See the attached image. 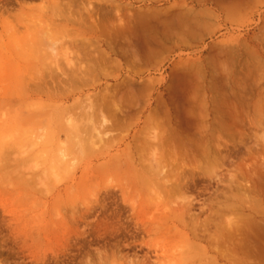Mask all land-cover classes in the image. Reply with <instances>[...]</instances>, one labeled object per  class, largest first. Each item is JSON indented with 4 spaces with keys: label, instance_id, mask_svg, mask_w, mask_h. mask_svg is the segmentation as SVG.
<instances>
[{
    "label": "rangeland",
    "instance_id": "1",
    "mask_svg": "<svg viewBox=\"0 0 264 264\" xmlns=\"http://www.w3.org/2000/svg\"><path fill=\"white\" fill-rule=\"evenodd\" d=\"M72 2L73 9L80 10V14L74 13L77 18L81 12L86 14L87 5L102 12L111 3H121L126 6V14L120 20L122 25L135 23L137 27L133 29L138 33L129 30L132 36L126 33L124 41L129 42L126 40L124 45L119 37L114 39L113 35L111 41L99 32L90 34L85 30L86 25L79 28L65 21L66 13L53 0H0L3 10L0 14V264H130L129 259H144L150 264H239L244 250L232 248L227 236L226 242L221 240L217 222L224 217L227 228V218L251 216L264 221V211L259 212L255 202L251 203L254 197L255 201L260 197L255 180L264 176V107L254 106L261 98L260 93L264 97V0ZM6 8L9 13L4 12ZM144 9L146 18L142 15ZM158 10L165 14L156 13ZM148 11L150 15L146 14ZM18 13L22 15L20 19ZM114 17L112 14L116 21L112 25L118 28L121 22ZM158 18L163 21L158 23ZM153 20H157L156 26ZM137 28H142L141 32ZM88 38L90 42L85 47L76 46ZM115 40L118 41L114 44ZM110 41L112 47L108 45ZM128 46L143 50L155 47L150 52L159 48L162 51H154L155 60H138L141 66L136 68L125 63L122 56V50ZM99 49L110 55L112 63L106 71L97 74L78 67L90 61L84 56L85 50L88 54ZM179 56L197 57L196 62L187 64L189 70L185 76L173 75L171 71L173 58ZM10 57L16 58L15 61ZM10 64L14 69L26 66L33 75L27 76L25 82L19 76H9L5 67L10 68ZM36 68L39 73L34 72ZM198 70L204 75L199 79L194 73ZM41 71L45 73L48 94L36 82ZM141 80L146 82L142 84ZM124 83L137 90L138 97L146 84L149 87L144 88L142 97H145L138 98V104L125 106L124 112L134 115L128 123L105 124L99 113V98L108 89L112 91L114 86ZM159 95L165 101L171 100L167 106L171 123L164 121V126H177L178 122L187 128L197 126L190 130L198 135L199 126H218L221 113L229 114L224 118L227 126L244 129L234 136L217 131L221 144L226 145L222 151L228 158L219 168L202 165L200 170L195 168L186 173L188 188L182 191L172 190L170 182L166 183L171 174L162 149L163 126L146 123ZM227 98L240 100L236 107L243 105L242 112L240 108L230 110L228 103L227 112L218 108V102ZM135 104L138 108L133 107ZM166 108H161L162 115ZM240 183L248 187L249 198L244 199V189L237 187ZM189 201V213L180 212L171 217V212L183 209ZM233 201L231 207L223 206ZM139 207L143 209L140 215L136 213ZM206 219L209 220L206 233H201L202 226L198 227V236L189 233L195 221L201 225ZM101 220L109 221L103 226ZM153 227L155 231H147ZM262 243H258V249L264 247Z\"/></svg>",
    "mask_w": 264,
    "mask_h": 264
},
{
    "label": "bare ground",
    "instance_id": "2",
    "mask_svg": "<svg viewBox=\"0 0 264 264\" xmlns=\"http://www.w3.org/2000/svg\"><path fill=\"white\" fill-rule=\"evenodd\" d=\"M53 3H55V5L56 6H58L59 8H61L62 10H63V12H64V14H65V21H70V22H72V23H75L76 25H78V27L79 28H82L81 26H83V25H86L87 26V29L85 28V27H83V29L85 28V30H89L90 31V34H99V33H101V34H99L100 36L101 35H104L106 38H109L111 41H113L112 40V38H113V35L115 36L114 37V39L116 38H120V40H121V44H122V42H124V45L126 44L125 43V41L127 40L128 42H129V40L128 39H125V41H124V36L125 37H127L128 35H126V33L127 34H129V30H132L133 29V27H137L136 25H135V23L133 24V26H127L129 23H127V25L126 26H123L122 24H123V22H121L120 20L122 19V14L126 11L125 9H126V6L125 5H122L121 3H119V4H115V3H111L110 4V8H106L107 10L106 11H100V12H98V11H96V10H94L93 8H90V6L89 5H87V6H85V9H84V12L86 13L85 15L84 14H82V12H81V16H80V18H77L75 15H74V13H78V14H80V10L79 9H73V2H72V0H69V1H67V2H65V0H53ZM125 4V3H124ZM109 5V4H108ZM130 5V7H131V4H129ZM129 5H127V8H128V6ZM79 6V5H78ZM115 6V7H114ZM1 7V6H0ZM109 7V6H108ZM176 7V6H175ZM171 8V7H170ZM169 8V9H170ZM172 8H173V6H172ZM178 8V7H177ZM3 9H4V7H3ZM173 9H176V8H173ZM172 9V10H173ZM181 9V8H180ZM8 8H6L5 9V11L4 12H7V13H9L8 12ZM171 10V9H170ZM3 11V10H2ZM1 10H0V14H3V12H2ZM112 11H114V12H112ZM137 11V10H136ZM142 11V10H141ZM141 11H138V13L139 12H141ZM144 11L146 12V9H144L143 10V13H142V15L144 14L145 15V13H144ZM174 11V10H173ZM133 13H134V10L132 11ZM152 12H154V10L152 11ZM157 12H159V10L158 11H156V13ZM168 12V10L166 11V13ZM171 12V11H170ZM183 12V11H182ZM21 13V12H20ZM136 13V12H135ZM155 13V12H154ZM159 13H161V11L159 12ZM158 13V14H159ZM164 13V12H163ZM112 14H115V17H118V19H119V21L121 22L120 24H121V26H119L118 28H116V26H113L112 24H114V22H116V21H114L113 19H112ZM124 14H126V13H124ZM137 14V13H136ZM146 14H151V11L149 12H147ZM153 14V13H152ZM162 14V13H161ZM161 14H159V15H161ZM165 14V13H164ZM164 14H162V15H164ZM185 14V13H184ZM75 17L74 19L72 18L73 16ZM139 15V14H138ZM157 15V14H156ZM173 15H174V13H173ZM22 16V15H21ZM21 16H19V13H18V19H20V17ZM154 16V15H153ZM166 16H169L168 14H166ZM179 16V15H178ZM183 16V15H182ZM114 17V18H115ZM125 17V16H124ZM127 17V16H126ZM147 17H148V15H147ZM152 17V16H151ZM159 17V16H158ZM161 17H163V16H161ZM165 17V16H164ZM170 17V16H169ZM187 17V16H186ZM72 18V19H71ZM135 18H136V15H135ZM143 18H146V15H145V17H143ZM148 18H150V16L148 17ZM153 18V17H152ZM151 18V19H152ZM157 18V16L155 17V19ZM127 19V18H126ZM129 19V18H128ZM132 19V18H131ZM154 19V18H153ZM163 19H165V18H163ZM137 20V19H136ZM136 20H134V22H137ZM145 21H147L148 19H144ZM143 20V21H144ZM158 20V23H161V18H160V21H159V18L157 19ZM157 20L156 21H154L153 20V23L155 24H158L157 23ZM173 19H169V20H167V21H172ZM181 20V19H180ZM189 20V19H188ZM23 21V20H22ZM142 21V22H143ZM163 21V20H162ZM166 21V22H167ZM174 21V20H173ZM142 22L140 21V24H142ZM22 23V22H21ZM126 23V22H125ZM133 23V22H132ZM138 23V22H137ZM144 23V22H143ZM145 23H147V22H145ZM151 23V22H150ZM150 23H148V24H150ZM152 23V24H153ZM83 24V25H82ZM119 24V25H120ZM148 24H146L147 25V27L149 28V26H148ZM151 24V26H153ZM156 24L154 25V26H156ZM110 25H112L111 27H110ZM115 25V24H114ZM130 25V24H129ZM135 25V26H134ZM162 26L163 25H165V23H163L162 22V24H161ZM169 25H171V24H169ZM168 25V26H169ZM172 27H173V24L171 25ZM113 27H114V29H113ZM126 27V28H125ZM132 27V28H131ZM141 27V26H140ZM142 27H144V24H143V26ZM166 27H167V24H166ZM116 28V29H115ZM131 28V29H130ZM145 28V27H144ZM168 28V27H167ZM174 28V27H173ZM136 29V28H135ZM135 29H133L132 31L134 32L133 34H135V32L137 31H135ZM138 29V28H137ZM141 30H142V28H140ZM140 29H138V31L140 30ZM151 29H154V31L156 30L155 28H151ZM158 29V28H157ZM166 29V28H165ZM115 30L116 31V33H114L113 31ZM141 30H140V32H141ZM144 30H146V28L144 29ZM143 30V33L145 32ZM131 31V32H132ZM83 32V31H82ZM99 32V33H98ZM151 32H153V30H151V31H149V33H151ZM157 32V33H156ZM156 32L154 33V34H158V31L156 30ZM136 33H138V32H136ZM147 33H148V31H147ZM160 33V32H159ZM165 33V32H164ZM78 34H80L79 32H78ZM145 34H146V32H145ZM161 34V33H160ZM81 35V34H80ZM96 35V36H97ZM129 35H131L132 36V34H129ZM170 35V34H169ZM91 36H93V37H96L95 35H91ZM99 36V37H100ZM152 36V35H151ZM76 37V36H75ZM98 37V36H97ZM152 37H156V36H152ZM101 38V37H100ZM129 38V37H128ZM145 38V37H144ZM153 38V39H154ZM161 38V37H160ZM98 39V38H97ZM103 39V38H102ZM108 39V40H109ZM162 39V38H161ZM102 41V40H101ZM111 41L109 42V46H111L112 47V44H111ZM116 41H118V40H115V42H114V44L115 43H117ZM148 41V40H147ZM88 42H90V38H88L87 40H81V42H80V44L78 45L77 43H76V46L77 47H85V45H87V43ZM146 42V41H145ZM156 42V41H155ZM119 43H120V41H119ZM147 43V42H146ZM157 43V42H156ZM93 44V43H92ZM128 44V43H127ZM131 44V43H130ZM129 44V45H130ZM148 44V43H147ZM151 43H149L148 45H150ZM161 44H162V42H161ZM121 47V46H120ZM165 47V46H164ZM170 47V46H169ZM101 48V47H100ZM118 48V51H119V49L121 50V48H119V47H117ZM149 49H150V47H148ZM155 48V47H154ZM154 48H151V49H154ZM167 48H168V46H167ZM166 48V49H167ZM105 49V48H104ZM150 49V50H151ZM158 49V48H157ZM160 49V48H159ZM158 49V50H159ZM150 50H143V48H141V47H136V46H128V47H125L122 51H123V57L126 59V61H125V63L127 62L128 64H131V65H135L136 66V68L138 67V65H139V63L138 62H140V61H138V60H140V59H142V58H145V60H147V59H150V58H152V56H153V54L155 55V53L156 52H158V50H154V51H156V52H154L153 50V53H152V51L150 52ZM165 49H163V51H164ZM116 51V50H115ZM162 50H159V52H161ZM88 52V50H85L84 51V56H88V58L90 59V61L89 62H87V64H85V65H81V66H78L80 69H82L83 68V70H86V71H89V72H93V71H95L97 74H98V72L100 73V72H104V71H106L107 70V67L108 66H110V63H112L111 62V60H110V58H109V52L108 51H106V50H102V49H99V50H96V52L95 53H88V54H86ZM122 53V52H121ZM114 54V53H113ZM159 54V53H158ZM23 55V54H22ZM25 55H29V54H24V56ZM121 55V54H120ZM148 55H150V56H148ZM162 55V54H161ZM10 56H13V55H10ZM14 56H15V54H14ZM82 57L83 55H80V54H78V57ZM156 56H157V54H156ZM159 56V55H158ZM13 61H15V59L16 58H14V57H10ZM70 58V57H69ZM115 58V57H114ZM152 59H154V58H152ZM157 59V58H156ZM18 60V59H17ZM31 60V59H30ZM115 60V59H114ZM144 60V61H145ZM155 60V59H154ZM153 60V61H154ZM121 61V60H120ZM150 61V60H149ZM3 62V61H2ZM19 62V61H18ZM44 62V61H43ZM117 62V61H116ZM151 62V61H150ZM13 63H15V62H13ZM12 63V64H13ZM20 63H21V61H20ZM26 63V62H25ZM138 63V64H137ZM12 64H10V65H12ZM33 64V63H32ZM38 64V63H37ZM142 64V63H141ZM144 64V63H143ZM15 66V65H14ZM17 66V65H16ZM115 66V65H114ZM123 66V65H122ZM126 66H127V64H126ZM139 66H141V65H139ZM255 66H257L256 64H255ZM22 67V66H21ZM112 67V66H111ZM133 66H131V68H132ZM183 67V66H182ZM182 67H180V68H182ZM186 67V66H185ZM35 68V67H34ZM116 68H118V67H116ZM120 68V67H119ZM5 72H6V74L7 75H9L10 76V74L12 75V77L14 76V77H16V76H19V79H22L23 78V80H24V82H25V79H26V77L27 76H30L31 74H32V71L29 69V68H27L26 66H23V68H19L18 66H17V69H14V67H13V65L12 66H10V68H8V69H6V67H5ZM120 70V69H119ZM251 70V69H250ZM249 70V71H250ZM35 73H39L40 71H39V68H36V70L34 71ZM42 72V75L40 74L39 76H37L38 77V80L36 81L37 82V84H38V86H39V88H42L41 89V91L43 92V93H45V94H48L49 92H48V85H47V80H46V78L44 77V75H45V73H43V71H41ZM201 72V71H200ZM244 72V71H243ZM248 72V71H247ZM246 72V73H247ZM254 72V71H253ZM194 73H198V72H194ZM252 73V72H251ZM116 74H118V73H116ZM248 74H250V73H248ZM33 75V74H32ZM118 76V75H117ZM196 76H197V74H196ZM251 76V75H250ZM255 76V75H254ZM126 77H128V76H126ZM262 77V76H261ZM7 78H9V77H7ZM28 78V77H27ZM129 78H130V76H129ZM127 79V78H126ZM125 79V80H126ZM132 79H133V77H132ZM155 79V78H154ZM199 79V78H198ZM124 80V79H123ZM128 80V79H127ZM126 80V81H127ZM134 80V79H133ZM148 80V79H147ZM152 80V79H151ZM122 81V80H121ZM125 81V82H126ZM129 81V83H130V80H128ZM128 81H127V83H128ZM136 81V80H135ZM135 81H132L133 83L135 82ZM142 81V80H141ZM144 82H146L145 80H143ZM142 81V84H144V82ZM238 81H240V80H238ZM258 81V83H259V80H257ZM11 82V81H10ZM27 82V81H26ZM39 82V83H38ZM87 82V81H86ZM117 82H120V81H117ZM148 83L147 84H149V82L150 81H147ZM154 82V81H153ZM231 82H233V81H231ZM155 83V82H154ZM153 83V84H154ZM228 83V82H227ZM230 83V82H229ZM238 83H240V82H238ZM132 84V83H131ZM146 84V85H147ZM18 85H19V82H18ZM145 85V87L146 88H148L149 87V85L151 86L152 84H149V85H147L146 86ZM212 85V84H211ZM217 85H218V83H217ZM110 86H111V84H110ZM110 86H109V88H110ZM137 86H139V85H137ZM154 86H155V84H154ZM153 86V87H154ZM14 87V86H13ZM115 87V88H114ZM113 87V89H112V91L111 90H109L108 89V91H106V92H104V93H102V95H101V98H99V103H98V106H99V113L101 114V116L100 117H102V119H103V121H104V123L105 124H108V125H111V124H118V125H121V126H123V125H125L126 123H128V121H130V118L132 119L133 117H134V115H133V113L132 112H128V113H125L124 111H126V110H124L125 109V106L127 105V104H131V103H137V101H138V98H144V97H142L143 95H144V91L146 90V89H144V88H142L141 89V92L139 93L140 94V96L141 97H138V96H136V93H137V90H134L132 87H130V85H127L126 83H124V84H122V85H120V86H114ZM117 87V88H116ZM214 87H216L215 85H214ZM235 87V86H234ZM260 87V86H259ZM10 88V87H9ZM213 88V87H212ZM258 88V87H257ZM264 88V87H263ZM3 89V88H2ZM154 89V88H153ZM215 89V88H214ZM233 89V88H232ZM140 90V89H139ZM150 90V89H149ZM229 90H230V88H229ZM7 91V90H6ZM258 91V90H257ZM2 92V91H1ZM15 92V91H14ZM102 92V91H101ZM227 92V91H226ZM262 92H263V90H262ZM51 93V92H50ZM227 93H229V91L227 92ZM4 94V93H3ZM231 94V93H230ZM100 95V94H99ZM220 95V94H219ZM223 95V94H222ZM227 95V94H226ZM260 95H261V98H259V100H258V102H256V104L254 105L255 107H257L256 109H259V108H261V107H264V97H262V94L260 93ZM5 96H7V95H5ZM60 96V95H59ZM160 97L158 98L159 99V101L158 100H156V101H158V103L155 105L156 107H155V109H154V111H150L149 110V113L151 112V114L150 115H148V117L146 118V123H151V122H157L158 124H160V125H162V124H165V122L164 121H167V120H170V118H169V116L168 115H170V112H168L167 110H169V108L167 107L168 105H170V103H171V100H168V101H165V99H163V98H161V95H159ZM228 96V95H227ZM226 96V97H227ZM233 96V95H232ZM240 96V95H239ZM2 97V96H1ZM7 97H9V95L7 96ZM7 97H5V98H7ZM37 97V96H36ZM219 97V96H218ZM225 97V96H224ZM229 97H230V95H229ZM254 97V96H253ZM60 98V97H59ZM97 98V97H96ZM240 98V97H239ZM12 99V98H11ZM55 99V98H54ZM148 98H146V100H147ZM161 99V100H160ZM224 99V98H223ZM7 100V99H6ZM57 100V99H56ZM217 100H218V98H217ZM227 100H230V101H227ZM227 100L226 101H223V102H221L220 100V102H218V108H221L222 110H224V109H226L227 108V106H226V103H228L229 105H230V107L231 108H229L230 110H232V109H234V108H240V107H242V106H239L238 105V107H236V105L238 104V102L240 103V100L239 101H237V99L235 100V99H233V98H231V99H228L227 98ZM256 100H257V98H256ZM3 101H5V100H3ZM12 101V100H11ZM23 101V100H22ZM148 101H149V99H148ZM147 101V102H148ZM163 101V102H162ZM7 102V101H6ZM13 102V101H12ZM25 102V101H24ZM57 102V101H56ZM164 102H165V104H164ZM58 103V102H57ZM93 103V102H92ZM138 104V103H137ZM137 104H135V106L133 105V107L135 108L136 106H137V108H138V105ZM92 105V104H91ZM68 106V105H67ZM94 106V105H93ZM225 106H226V108H225ZM130 107V106H129ZM128 107V108H129ZM132 107V108H133ZM145 107V106H144ZM143 107V108H144ZM152 107H154V106H152ZM168 109H167V108ZM244 107V106H243ZM61 108V107H60ZM149 108V107H148ZM161 108H166L165 110H164V112H165V114L164 115H162L163 114V111L161 110ZM127 109V108H126ZM131 109V108H130ZM153 109V108H152ZM220 109V111H222ZM241 109L242 108H240V112H242L241 111ZM90 110V109H89ZM139 110V109H138ZM141 110H142V108H141ZM208 110V109H207ZM128 111V110H127ZM143 111V110H142ZM226 112L228 111V109H226L225 110ZM40 112V111H39ZM137 112V111H136ZM136 112L134 113V114H136ZM232 112V111H231ZM236 112H238V111H236ZM239 112V113H240ZM45 113V112H44ZM87 113V112H86ZM98 113V112H97ZM58 114H60V113H58ZM142 114V113H141ZM172 114V113H171ZM37 115V114H36ZM40 115V114H39ZM176 115V114H175ZM219 115H220V120L218 121V124L220 125H216V126H207V125H203V126H199V134L197 135V134H193L192 132H191V130H190V128L191 127H197V126H190V127H184L183 125H181V123L180 122H178L177 123V126H164V125H162L163 126V132H162V134H161V139H162V141H161V143H162V149H163V153H164V156L165 157H167L168 158V160H166V166L168 167V172H169V174H171L168 178H167V182L166 183H168V182H170L169 183V188L170 189H172V190H183V189H187L188 188V178H187V176H186V173H190V172H193V171H195L196 169L197 170H200L201 168H202V165H205V166H210L211 168L212 167H217V168H219V167H221V166H223V163H224V161H225V159L226 158H228V154H226V153H223V151H222V149L224 148V147H226V145H222L221 144V142H220V135H218L216 132L218 131V133H219V131H221V132H227L228 134H230V135H232V136H234V135H236V134H238L239 133V135H240V132H242V131H244V129H242V131H240L239 129L241 128V126H239L240 128L239 129H234L232 126H227L226 125V120L224 119L226 116H228L229 114H221V113H219ZM225 115V116H224ZM85 116V115H84ZM174 116V115H173ZM46 117V116H45ZM50 117V116H49ZM65 117V116H64ZM229 117V116H228ZM228 117H226V119L228 118ZM233 117H235V115H233ZM140 118V117H139ZM175 118V117H174ZM49 119V118H48ZM70 119V118H69ZM77 120V119H76ZM175 120V119H174ZM71 121H73V120H71ZM208 121V120H207ZM233 121V120H232ZM77 122V121H76ZM229 121H227V123H228ZM167 123H168V121H167ZM170 123H171V120H170ZM176 124V123H175ZM215 123H213V125H214ZM232 124V123H231ZM230 124V125H231ZM53 125V124H52ZM238 127V126H237ZM140 130V129H139ZM49 131V130H48ZM127 131V130H126ZM129 131V130H128ZM237 131V132H236ZM137 133H138V131H137ZM94 134V133H93ZM18 137V136H17ZM55 138V137H54ZM244 138V137H243ZM54 142V141H53ZM56 142H58V141H56ZM9 143H11V142H9ZM19 143V142H18ZM134 143V142H133ZM57 144V143H56ZM59 144V143H58ZM142 144V143H141ZM41 146V145H40ZM58 146V145H57ZM229 146V145H228ZM59 147V146H58ZM20 148V147H19ZM39 148V147H38ZM36 149V148H35ZM230 149V148H229ZM38 151V150H37ZM264 152V151H263ZM230 153V152H229ZM248 153H249V155H251V153H252V149L251 148H249V150H248ZM252 155H254V154H252ZM262 155H264V153L262 154ZM33 156V155H32ZM31 156V157H32ZM27 157V156H26ZM57 157V156H56ZM257 158V157H256ZM24 159H25V157H24ZM48 159V158H47ZM59 159H60V157H59ZM259 159V158H258ZM21 160V159H20ZM18 161V160H17ZM39 161V160H38ZM105 161V160H104ZM126 161V160H125ZM128 162V161H127ZM242 162V161H241ZM129 163V162H128ZM127 163V164H128ZM58 164V163H57ZM134 164H135V162H134ZM129 165V164H128ZM137 166V165H136ZM140 167V166H139ZM209 167V168H210ZM141 168V167H140ZM196 168V169H195ZM191 169V170H190ZM243 169V168H242ZM4 170V169H3ZM141 170V169H140ZM57 171V170H56ZM134 172V171H133ZM142 172V171H141ZM208 172V171H207ZM219 173V172H218ZM252 173V172H251ZM25 174V173H24ZM264 174V173H263ZM194 175V174H193ZM244 176V175H243ZM252 176V175H251ZM154 177V176H153ZM259 177V179L258 180H255V182H256V186H255V188H258L259 189V191L260 192H258V193H260L259 194V198L258 197H256V198H258V200H256L255 201V197L252 199L253 200V202H251V203H254V204H256V206H257V208L259 209L258 211L259 212H263L264 211V181H263V179L262 178H264V176L262 175V177L261 176H258ZM261 177V178H260ZM148 178H149V175H148ZM213 178V177H212ZM244 178V177H243ZM134 180H136V179H134ZM143 181V180H142ZM133 182V181H132ZM137 183V182H136ZM144 183V182H143ZM153 183V182H152ZM154 184V183H153ZM252 184V183H251ZM127 185V184H126ZM136 185V184H135ZM252 186H253V184H252ZM151 187V186H150ZM237 187H241V188H243L244 189V191H243V194H244V199H247V198H249L248 196H249V194H250V192H248L246 189H248V187L245 185V186H243L241 183L239 184V185H237ZM254 188V189H255ZM189 192V191H188ZM253 194V193H252ZM251 194V195H252ZM254 195V194H253ZM131 196V195H130ZM121 197V196H120ZM186 198H189V196H186ZM9 199V198H8ZM125 199V198H124ZM123 200V199H122ZM231 200V199H230ZM250 199H248V200H246V201H249ZM89 201V200H88ZM7 202V201H6ZM85 202V201H84ZM239 203V202H238ZM46 204V203H45ZM85 204V203H84ZM221 204V203H220ZM235 203H234V201H233V203L231 202V203H228L227 205L226 204H224L223 206H227V207H231L232 205H234ZM247 204V203H246ZM184 205V204H183ZM86 207V206H85ZM123 207V206H122ZM151 207V206H150ZM140 208V207H139ZM180 208V207H179ZM190 208H191V201H189L188 202V204H186L184 207H183V209H181V210H177V211H173V212H171V217L173 216H177L180 212H182L183 214L184 213H186V212H190ZM194 208V207H193ZM94 209V208H93ZM241 209V208H240ZM238 210V209H237ZM254 210V209H253ZM90 211V210H89ZM135 211V210H134ZM133 211V212H134ZM143 211V209L142 208H140V210H138V212H137V210H136V213L138 214V215H140L141 213H143L142 212ZM153 211V210H152ZM222 211V210H221ZM69 212V211H68ZM117 212V211H116ZM116 212L114 213V214H116ZM19 213V212H18ZM17 213V214H18ZM118 213V212H117ZM145 213V212H144ZM169 213L170 212H168V214L167 215H169ZM218 213V212H217ZM136 214V215H137ZM14 215H15V213H14ZM37 215V214H36ZM100 215V214H99ZM106 215V214H105ZM110 215V214H109ZM138 215L136 216V218L138 217ZM217 215V217H219L218 216V214H216ZM17 216H19V215H17ZM16 216V217H17ZM75 216V215H74ZM121 216V215H120ZM182 216H184V215H182ZM199 216V215H198ZM264 216V215H263ZM67 217V216H66ZM104 217V216H103ZM106 217V216H105ZM104 217V218H105ZM160 217H164V216H161V214H160ZM20 218V217H19ZM61 218V217H60ZM133 218H135V217H133ZM165 218V217H164ZM177 218V217H176ZM185 218V217H184ZM183 218V219H184ZM191 218V217H190ZM195 217H193V219H194ZM57 219V218H56ZM79 219V218H78ZM101 219V218H100ZM105 219H107V217L105 218ZM115 219H116V217H115ZM139 219V218H138ZM143 219V218H142ZM175 218H173V220H174ZM216 219V218H215ZM64 220V219H63ZM168 220V219H167ZM189 220V219H188ZM191 220V219H190ZM46 221V220H45ZM59 221V220H58ZM100 221V220H99ZM107 221H109V220H107ZM106 220H101V222H104L102 225L104 226H106V224L108 223ZM111 221H114V220H112L111 219ZM110 221V222H111ZM124 221V220H123ZM138 221V220H137ZM162 221V220H161ZM209 220H205V221H203L202 223H201V225H198L197 224V221H195V225L190 229V231H189V233H192L194 236H198L199 235V233H200V231L198 230V227L199 226H202V228H201V233H206L207 231H208V225H209V222H208ZM261 221V222H260ZM260 221H258V219L256 220L255 218L253 219L251 216L250 217H240V218H238V219H235V220H232V219H228L227 218V228H225L226 226H225V222H226V220H224V217H221L219 220H218V222H217V227L219 228V231H220V235H221V237H222V241H224V238L227 236V238L228 239H230L231 241H229V243L231 244V246H232V248H234V249H237L238 250V248H240V250L241 249H243L244 251L242 252L241 251V253L244 255H248L249 257H252V255H253V257L254 258H256V259H259V258H257V257H259V255L261 254V250L263 249V251H264V248L263 247H260V249H258V243H260L261 242V240L263 239L262 237L264 236V221H262V219L260 220ZM62 222V221H61ZM107 222V223H106ZM164 222V221H163ZM189 222V221H188ZM245 222V223H244ZM50 223V222H49ZM106 223V224H105ZM116 223H117V221H116ZM137 223V222H136ZM184 223V222H183ZM11 224V223H10ZM113 224V223H112ZM148 224V223H147ZM161 224V223H160ZM182 224V223H181ZM99 225H100V227H103V226H101V224L99 223ZM111 225V224H110ZM136 225V224H135ZM166 225V224H165ZM50 226V225H49ZM65 226V225H64ZM63 226V227H64ZM108 227H110L109 226V224L107 225ZM112 226V228H113V225H111ZM182 226V225H181ZM185 226H187V224L185 225ZM97 227V226H96ZM99 227V228H100ZM184 227V226H183ZM16 228V227H15ZM99 228H97L98 230L97 231H99L100 232V230H99ZM140 228V227H139ZM173 228V227H172ZM172 228H171V230H172ZM20 230L22 229V228H19ZM62 229V228H61ZM64 230H65V228H63ZM62 229V230H63ZM106 229H107V227H106ZM116 229V228H115ZM148 229V228H147ZM122 230V229H121ZM156 229L153 227V228H149L147 231L148 232H150V231H155ZM167 230V229H166ZM117 231V230H116ZM19 232V231H18ZM63 232V231H62ZM65 232V231H64ZM63 232V233H64ZM71 232V231H70ZM123 232V231H122ZM146 232V231H145ZM165 232V231H164ZM171 232V231H170ZM27 233V232H26ZM47 233V232H46ZM66 233V232H65ZM64 233V234H65ZM68 233V232H67ZM130 233V232H129ZM167 233V232H166ZM186 233V232H185ZM188 233V234H189ZM50 234V233H49ZM49 234H47V235H49ZM122 234V233H121ZM133 234V233H132ZM187 234V233H186ZM187 234V235H188ZM217 234V233H216ZM119 235V234H118ZM65 236V235H64ZM168 236V235H167ZM174 235H172V237H173ZM176 236V235H175ZM121 237V236H120ZM64 239V238H63ZM114 239V238H113ZM170 239H172V238H170ZM197 239V238H196ZM261 239V240H260ZM192 240H194L193 238H192ZM207 240H209V239H207ZM12 241V240H11ZM152 241V240H151ZM221 241V242H222ZM224 242H226V241H224ZM264 242V241H263ZM32 243V242H31ZM30 243V244H31ZM34 243H35V241H34ZM51 243V242H50ZM147 243V242H146ZM159 243V242H158ZM26 244H28L27 242L25 243V245ZM121 244V243H120ZM145 244V243H144ZM29 245V244H28ZM36 244H34V246H35ZM118 245V244H117ZM149 245V244H148ZM167 245V244H166ZM169 245V244H168ZM30 246V245H29ZM32 246V245H31ZM151 246V245H150ZM156 246V245H155ZM150 248V247H149ZM41 249V248H40ZM118 250V249H117ZM142 250V249H141ZM155 250V249H154ZM151 251V250H150ZM260 251V252H259ZM118 253V252H117ZM154 253V252H153ZM241 254V255H242ZM178 255V254H177ZM263 255V254H262ZM111 256V255H110ZM203 256V255H202ZM162 257V256H161ZM173 257V256H172ZM260 257H262L261 255H260ZM169 258H171V257H169ZM204 258V257H203ZM245 258H247V256L245 257ZM264 258V257H263ZM111 259V258H110ZM127 259V258H126ZM145 259H147V257L145 258ZM241 259H243L242 257H241ZM157 260V259H156ZM201 260V259H200ZM203 260V259H202ZM244 260V259H243ZM264 260V259H263ZM120 261V260H119ZM130 264H150V262L148 261V260H144V259H129V260H127ZM158 261V260H157ZM197 261H199V260H197ZM239 261H241V260H239ZM238 261V262H239ZM111 262V261H110ZM259 262V261H258ZM126 264V263H125Z\"/></svg>",
    "mask_w": 264,
    "mask_h": 264
},
{
    "label": "crops",
    "instance_id": "3",
    "mask_svg": "<svg viewBox=\"0 0 264 264\" xmlns=\"http://www.w3.org/2000/svg\"><path fill=\"white\" fill-rule=\"evenodd\" d=\"M198 37H202V35L203 34H199L198 32H197V34H196ZM196 62L197 61V57H192L191 59H187V58H185V57H181V56H179V57H174L173 58V60H172V64H171V71H172V74L173 75H179V76H185V75H187L188 74V70H189V67H188V65L187 64H189L190 65V63L191 62ZM190 62V63H189ZM183 66V67H182ZM186 66V67H185ZM180 67H182V68H180ZM198 73H196L197 74V76L195 77V78H202L204 75H203V73H201L200 72V70H198L197 71ZM263 239L261 240V243L264 241V236L262 237ZM263 245H264V242L262 243ZM264 248V247H263ZM263 254V255H262ZM260 255L262 256V257H260ZM259 255V257H257V258H259V259H256V258H250L248 255H243L242 256V258L244 259H242L240 262H239V264H264V251H263V249L261 250V254ZM247 256V258H245ZM259 261V262H258Z\"/></svg>",
    "mask_w": 264,
    "mask_h": 264
}]
</instances>
